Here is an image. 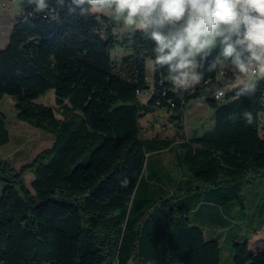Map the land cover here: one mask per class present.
I'll list each match as a JSON object with an SVG mask.
<instances>
[{"label": "trees", "instance_id": "obj_1", "mask_svg": "<svg viewBox=\"0 0 264 264\" xmlns=\"http://www.w3.org/2000/svg\"><path fill=\"white\" fill-rule=\"evenodd\" d=\"M45 3L54 14L21 0L0 51V101L11 96L19 120L54 137L20 170L0 157V264H220L225 229L217 226L230 222L219 208L236 202L245 209L244 187L264 180V77L248 79L235 63L237 57L247 63L250 53L235 45L225 57L218 37L176 70L179 57L158 62L171 48L160 52L151 33L171 39L185 21L120 38L106 16L84 12L87 3ZM116 46L129 51L119 68L111 56ZM193 62L197 76L186 88L182 78ZM50 90L62 118L37 102ZM198 100L213 113L211 130L192 132L177 146L174 139L141 137L144 115L166 109L182 128L186 106ZM10 141L0 111V146ZM165 149L177 150L180 178L151 160ZM203 207L218 235H205L196 217ZM257 241L233 240L232 264H264Z\"/></svg>", "mask_w": 264, "mask_h": 264}, {"label": "rangeland", "instance_id": "obj_2", "mask_svg": "<svg viewBox=\"0 0 264 264\" xmlns=\"http://www.w3.org/2000/svg\"><path fill=\"white\" fill-rule=\"evenodd\" d=\"M9 1H15L8 6ZM21 0H0V51L6 46L12 26L15 22L16 12L20 7ZM109 22L117 25V34L122 38L131 33L136 25H127L124 16L117 14L115 8L103 11ZM103 15H100V19ZM103 23V22H102ZM129 51L122 47L116 46L111 51L112 59L116 62L117 68L120 67L121 60L128 55ZM153 61H147L146 74L150 83L153 80ZM197 62H193L186 70L182 82L186 88L193 87L197 76ZM232 87H228L227 90ZM54 90H50L46 95L40 97L37 102L54 107L57 116L62 118L56 102ZM148 93L143 92L141 100L146 102ZM0 111L3 112L7 119V126L10 131L11 141L0 146V157L9 163L13 168L20 170L24 165L32 162L34 158L52 146L54 137L51 133L42 129L35 128L28 123L17 118V110L13 98L9 95L4 96L0 101ZM141 137L162 139L170 138L176 142H182L191 136L192 132L202 133L204 130L213 128V113L203 100L191 101L186 106V115L184 117L183 127L179 128L170 119V114L166 109H157L154 113L144 115L140 120ZM177 150L165 149L159 153L151 155L152 161H159L164 170L180 178L181 171L176 162ZM26 183L31 192V181L33 174L28 172L25 175ZM3 183L0 181V196L2 193ZM245 209L241 208L236 202H230L223 208H219L220 216L230 222L229 228L218 227L220 231H225L223 237H219L221 246V263L232 264L233 240H252L258 238L259 244L264 246V180H258L247 184L243 190ZM202 211L205 210L203 207ZM212 211V210H211ZM216 214V210L213 211ZM214 227L208 221V225ZM259 230V232H256ZM208 234H211L208 231ZM251 248L255 246L251 243Z\"/></svg>", "mask_w": 264, "mask_h": 264}, {"label": "clouds", "instance_id": "obj_3", "mask_svg": "<svg viewBox=\"0 0 264 264\" xmlns=\"http://www.w3.org/2000/svg\"><path fill=\"white\" fill-rule=\"evenodd\" d=\"M35 4L34 12L49 8L45 0H26ZM77 4L87 3L84 12H103L115 8L124 16L127 25L142 29L163 28L185 21L178 35L166 38L160 31H152V38L160 45L159 51L171 48L168 55L158 57L159 63H168L179 57L176 70L188 66L187 58L205 52L223 37L222 54L233 56L235 45H242L250 53L247 63L235 60L239 71L245 75L257 73L264 77V0H75ZM232 36L237 39L229 42ZM187 49V52L184 50ZM251 122V115L246 113Z\"/></svg>", "mask_w": 264, "mask_h": 264}, {"label": "crops", "instance_id": "obj_4", "mask_svg": "<svg viewBox=\"0 0 264 264\" xmlns=\"http://www.w3.org/2000/svg\"><path fill=\"white\" fill-rule=\"evenodd\" d=\"M99 14L105 16L103 14V12H98ZM149 115V114H148ZM185 141V140H184ZM182 141V142H184ZM182 142H176L174 143V146H177L179 145L180 143ZM201 208L198 209V212L196 213V217H201V220H200V225L204 228V231H205V235H210V236H214V235H218L219 234V231L214 228V227H211V226H207V222L208 221H212L215 219V217L212 215V214H206V212H200ZM208 231L211 233V234H208ZM256 232H258V230H256Z\"/></svg>", "mask_w": 264, "mask_h": 264}, {"label": "built area", "instance_id": "obj_5", "mask_svg": "<svg viewBox=\"0 0 264 264\" xmlns=\"http://www.w3.org/2000/svg\"><path fill=\"white\" fill-rule=\"evenodd\" d=\"M14 2H15V1H9V2L7 3V5H8V6H11L12 3H14ZM221 74L224 75V74H225V71H222ZM258 77H259V74H258V73H257V75H255V76L251 75V73H249L248 75H246V78H248V79H252V80H256ZM218 93H221V97L223 96V92H222V91H220V92H218Z\"/></svg>", "mask_w": 264, "mask_h": 264}, {"label": "bare ground", "instance_id": "obj_6", "mask_svg": "<svg viewBox=\"0 0 264 264\" xmlns=\"http://www.w3.org/2000/svg\"><path fill=\"white\" fill-rule=\"evenodd\" d=\"M220 98H221V93H217L216 99H220Z\"/></svg>", "mask_w": 264, "mask_h": 264}]
</instances>
